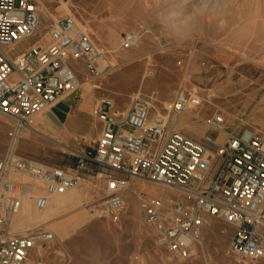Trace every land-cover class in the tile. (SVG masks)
<instances>
[{"label":"built area","instance_id":"1","mask_svg":"<svg viewBox=\"0 0 264 264\" xmlns=\"http://www.w3.org/2000/svg\"><path fill=\"white\" fill-rule=\"evenodd\" d=\"M41 11L37 0H0V115L12 121L8 148L0 157V264H34L32 252L53 241L48 230L14 229L25 199L44 209L55 196L91 178L103 179L99 202L113 220L135 179L176 193L143 196L140 203L143 221L155 228L159 242L184 258L200 244L208 216L236 227L231 252L248 260L263 258L264 132L229 129L222 113L205 119V131L195 138L165 116L152 121L148 97H134L119 119L113 98L101 95L93 109L100 135L72 152V164L20 154L25 132L38 131L34 117L80 88L83 67L93 80L104 72V52L72 14L54 20L46 45L33 43L14 56L4 50L37 34ZM133 36H126L127 47ZM201 103L199 94L182 91L170 112L182 116Z\"/></svg>","mask_w":264,"mask_h":264},{"label":"rangeland","instance_id":"2","mask_svg":"<svg viewBox=\"0 0 264 264\" xmlns=\"http://www.w3.org/2000/svg\"><path fill=\"white\" fill-rule=\"evenodd\" d=\"M37 2L42 9L37 34L13 46L11 53L31 42L46 45L48 28L67 14L76 17L78 26L104 52L102 77L93 80L83 67L81 86L72 94L87 85L97 97H112L119 119L134 97H148L157 108L151 109L152 121L165 116L181 123L177 127L195 138L205 131L204 120L216 112L224 114L229 129L264 132V0ZM128 33L137 39L126 48L123 42ZM182 91L199 94L202 103L177 116L170 107ZM89 126L94 130L92 119ZM11 127L12 121L0 115V157L8 148ZM37 130L25 132L19 142L20 154L56 164L57 158H70L80 149L42 138ZM152 184L133 180L125 192V207L118 220H113L99 202L103 179L91 178L70 191L81 193L80 201L50 223L23 228L29 211L25 205L14 229H43L54 234L52 242L32 252L34 264H264V257L248 260L231 252L236 227L210 216L202 229V244L192 256L184 258L166 249L155 228L143 221L140 197L165 191L156 185L157 191ZM133 201L139 207L137 212Z\"/></svg>","mask_w":264,"mask_h":264},{"label":"crops","instance_id":"3","mask_svg":"<svg viewBox=\"0 0 264 264\" xmlns=\"http://www.w3.org/2000/svg\"><path fill=\"white\" fill-rule=\"evenodd\" d=\"M31 44L32 42L15 53H11L10 49L18 43L5 46L4 50L14 56L30 48ZM97 99L90 87L84 85L79 92L61 99L51 108L37 114L34 117V127L39 129L42 138L83 148L92 138L98 137L102 129L101 123L93 113ZM89 119L93 121L94 130L89 126ZM54 162L68 165L72 164V158H57Z\"/></svg>","mask_w":264,"mask_h":264},{"label":"bare ground","instance_id":"4","mask_svg":"<svg viewBox=\"0 0 264 264\" xmlns=\"http://www.w3.org/2000/svg\"><path fill=\"white\" fill-rule=\"evenodd\" d=\"M136 39L137 38L134 37V39L132 40L131 46L135 42L134 40H136ZM125 41H126V39H125ZM125 41L123 42L124 43V47L129 48L130 46L127 47L125 45ZM137 41H139V38H138ZM153 107L156 108L155 106H153ZM151 186H152V188H154V189L156 188L157 189V186L155 184H152ZM157 191H158V189H157ZM165 191H163V190H162V192L158 191L159 192L158 196H166V192ZM164 192H165V194H164ZM80 194L81 193H79V192L77 193L76 191L75 192H70L69 191V192H67L65 194L57 195L51 200L49 205L46 208H44V209L37 208L36 205H35V202L32 199H29V198L25 199L22 209L25 207V205H27V210H29V211H27V217L25 218V223L22 225V227L23 228H31V227H35V226L41 225L43 223H50L54 218H56L57 215L60 214V212L62 210L66 209V208L68 209L69 207L75 205L78 201H80V199H81ZM129 194H130V192H129ZM155 194H156V192H155ZM32 201L34 202L35 208H34V206L32 204ZM133 203H134V210L136 212L139 211V207L135 203V201H133ZM22 209L15 216V223H14L15 225L13 224V227L14 226L17 227L19 225L17 223V219H18L19 216H21L20 213L22 212ZM26 230H30V229H26ZM26 230H23V231H26ZM200 244H202L201 240H200ZM40 248L41 247H39L38 249H40Z\"/></svg>","mask_w":264,"mask_h":264}]
</instances>
